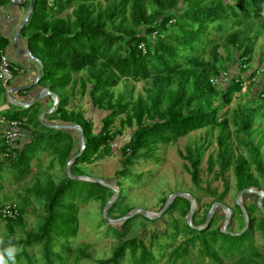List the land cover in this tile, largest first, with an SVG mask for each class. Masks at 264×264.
Wrapping results in <instances>:
<instances>
[{
	"label": "trees",
	"instance_id": "obj_1",
	"mask_svg": "<svg viewBox=\"0 0 264 264\" xmlns=\"http://www.w3.org/2000/svg\"><path fill=\"white\" fill-rule=\"evenodd\" d=\"M62 13L65 15L61 16ZM250 19H259L264 28V0H105L103 6L100 0H33L31 15L21 33L29 37L33 55L44 65L39 83L43 86L50 84L52 91L55 86L64 89L62 95H58L56 109L47 117L75 122L82 127L85 135L84 152L71 164V172L73 167L78 169L83 162L91 163L113 153L112 142L121 133V129L114 126V121L118 117L122 118L121 114L129 113L128 125L131 126L132 119H135L137 127L120 148V177H127L129 168L138 159L153 158L160 144H166L196 129L216 127L217 149L207 157L210 169L216 163L219 173L223 175L232 167L238 191L245 187L264 190V165L261 162L256 165L257 175L262 178L260 179L253 175L250 168V161H257L256 156L249 160L242 155L235 157L234 154L233 139L249 148H255V144L245 138L255 118L252 112L254 109L244 108V105L233 109L231 118L237 127L232 134L227 110H221L232 101L236 93L241 95L244 92L234 79L227 85L211 81L220 70L228 69L227 66L232 62L250 66L253 44L260 34L254 29ZM231 22L242 25V28L224 35L222 32L230 27ZM214 31H217V37L213 34ZM221 39L222 43L219 42ZM0 48L5 49V41L1 37ZM219 48L225 54L220 53ZM207 51L208 57H205ZM255 73L256 71L253 72ZM122 78L144 81V96L137 97L133 102V87L115 95L113 88ZM261 79H264V75L260 76L258 82ZM263 81L258 83V87L262 89L257 90V96L261 99H264ZM0 95L5 100V86L1 82ZM69 96H77L78 103L73 102L69 106ZM85 96L94 110L105 112L98 129H95L93 119L86 117L85 111L80 107L81 99ZM32 108H23L21 112L0 111V117L7 121L21 122L25 135L28 132L30 137L27 143L19 146L8 145L0 137V153H9L0 160V181L6 165L15 171L16 180L28 173L29 162L33 157L29 152L40 140L47 139L50 142L42 149L49 150L50 154L53 149L57 151L60 159L63 158L64 166L71 154L67 151L66 156L61 157L59 153L62 148L72 147L71 135L67 131L60 135V130L52 131L43 126L37 119L36 110V113L30 115ZM205 147L200 145L192 151V147L188 145L186 154L183 155L189 162V166H185L186 170L196 186L199 185L198 166ZM63 180L64 178L55 182L48 177L44 183H37L30 189L39 204L40 199H44L46 206V213L40 215L43 218L34 229L17 232L18 228L24 226V215L29 204L27 196L18 198V214L15 218L0 216L5 226V232L0 238L3 239L0 249L7 247L9 243L16 245V264H37L30 255L34 248L41 252L39 264H64L57 262V258L71 253L68 238L62 243L65 247H62L64 255L57 251L55 241L56 237H70L75 232V202H62V196L77 180ZM89 184L88 199H100L104 206L113 191L96 182ZM225 184L227 187V181ZM117 185L121 183L117 182ZM208 192L210 193L209 190ZM165 199H162V205ZM218 200H222V197L219 196ZM116 205L117 202L110 206L107 213L109 216L114 208L118 212L117 217L134 208L119 206L121 210H118ZM189 206L186 198L176 197L167 209L170 212L179 207V214L184 218L185 237L169 253L172 262L186 256L197 244L200 256L207 257L208 264H221L220 253L231 255L237 252L241 254L237 264H264V256L252 244H249L247 252L245 249L243 252L232 248L225 250L224 245L220 246L221 239L234 238L233 243H236L241 237L222 232V225L212 228L209 224L208 228L202 230L189 227L185 220ZM262 206L264 207V198ZM245 208L249 215V226L242 234L249 233L253 228L264 234V213L256 204L254 208L260 214L255 218L253 209L246 205ZM207 211L208 209L198 220L193 219V224H202ZM239 214L237 221L242 228L243 216L242 213ZM138 216L143 215L137 214L118 224L120 229L108 227L119 240L109 257L99 258L94 264H123L127 252L130 253L131 264H150L154 261V255L142 237L124 238L131 221ZM58 220L61 222L56 225ZM214 221L215 218L212 223ZM173 230V236L182 232L177 224L173 225ZM157 238L158 233L153 232L152 241Z\"/></svg>",
	"mask_w": 264,
	"mask_h": 264
},
{
	"label": "rangeland",
	"instance_id": "obj_2",
	"mask_svg": "<svg viewBox=\"0 0 264 264\" xmlns=\"http://www.w3.org/2000/svg\"><path fill=\"white\" fill-rule=\"evenodd\" d=\"M100 2L102 6L105 4V0H100ZM250 21V23H253L254 29L260 32L258 38L253 44V53L250 55V57H252L250 66H264V28L261 27L259 19H250ZM229 26L230 27L227 30L222 32L224 35L229 33L231 30L242 28V25L235 24L233 22H231V25ZM213 34L216 37L218 35L217 31H214ZM219 42L222 43V39ZM233 49L234 48H232V50ZM218 50L220 53L225 54V51H223L222 48H219ZM207 53L208 51L205 53V57H208ZM259 56L262 60H259L260 62L258 61ZM233 63L236 62H232L227 66V68L231 69V67L234 65ZM263 80L264 79H261V81ZM261 81L259 82L260 84ZM256 84L257 83H254L253 86L251 85V88L247 89L249 90L248 94H246L247 90L241 95L236 93L232 101L226 105L221 110V112L227 110V116L230 118L229 128L232 134H234L237 126L233 122V118H231L233 109L243 105L244 108L254 109L252 112L255 114V118L249 133L245 135V138L247 141H252L255 144L254 146L256 149L249 148V146H246L244 143L240 144L238 141L233 139L234 154L235 157L242 155L244 158L249 160L256 156L255 159L257 161H250L251 172L254 176H259L260 179H262L260 175H257L256 165L258 162H261L264 165V99H261L259 96H257V90H261L262 88L256 86ZM143 85L144 81H133L122 78L113 88V90L116 95L118 92H124L125 90L130 89V87H133L131 97L133 98V102H135L137 97L144 96ZM262 85H264V81L262 82ZM54 92H56L59 96L62 95V91L58 86L54 87ZM69 102V106L73 104V102L78 103L77 96L74 98L69 96ZM81 102L83 105L82 108H84L85 111H87V115L93 119L95 123V129H98L101 124V118L105 112L97 109L94 110L87 96L81 99ZM17 110L21 112L23 109L17 108ZM35 110L37 109L33 108L30 115L36 113ZM128 114H121L120 116H122V118L118 117L114 121V126L116 128H120L121 133L117 135L112 142L113 153L91 163L83 162L82 164H79L78 169L73 167L72 174L98 177L118 187L120 190L119 196L114 202H117L116 206L118 210H121L119 206L139 207L156 213L159 211L162 205V199L164 197L166 198L169 196V194L174 192L183 191L194 196L195 205H197L198 208L194 212L193 217H196L195 220H198L199 217H201L205 211L209 209L210 203L217 201L222 202L232 209V216L227 226V230L231 232L239 231L241 229L240 223L236 222V219H239V213L242 212L237 204L234 206L238 189L235 187V178L232 167H230L223 175H221L216 163H214L211 169L207 163L208 155L214 154L217 149L216 137L218 134V129L216 127L213 129H210L209 127H203L190 131L185 136H181L166 144H160L154 152L153 158L138 159L129 168V175L123 178L118 175V172L122 169L121 156L119 154L120 148L129 140L131 131L137 127L135 119H132L131 126L128 125ZM30 126L33 127V125ZM49 129L52 131H57L56 129ZM60 131V135H63L64 132H66V130ZM72 134L75 137L74 139V137L71 136V138H73L74 145L70 149H59L61 157H65L66 152L69 151L71 152V154L68 155L69 159L74 153L77 152L76 150H78L79 143L77 134L76 132H72ZM27 135L29 136L28 132H26V135L22 139L27 137ZM22 139L18 142V146L22 144ZM48 144H50V142H47V139L36 142V146H34V148H32V150L29 152L31 156H33L29 162V171L20 180L15 179V171L9 169L7 165L3 167V177L0 181V206L7 202H13L16 204V202L19 201L18 198L24 196H27L29 201V204L26 207V213L24 215V226L23 228H18V233L34 229L37 225V222H40L43 218V216L40 217V215H44L46 213L45 200L40 199L41 204H39V201L36 200V195L30 189L37 183H44L48 177L52 178L55 182H59L63 178V181H66V179L69 178L65 173L63 158L62 160L60 159V157L57 155L58 152L53 149V151H51L52 153L50 154L49 150H46L47 152L45 153V151L42 149ZM188 145L192 147V151H195L197 146H206L201 163L198 166V186L193 184L190 174L185 167L186 165L189 166L188 160L183 157V155L186 154V147ZM180 153H182V155ZM3 158L5 157L0 153V160H3ZM225 181H227V187ZM89 182L90 181L81 182L77 180L73 183V186L71 185L65 190L62 196V202L65 200H69V203H73V201L75 202L76 222L75 232L70 237L62 236L56 237L55 239L58 246L57 251H59L61 255L65 254V250L62 249V247H64V245L62 246V243L65 242L66 238L69 239V244L71 246V253H69L68 256L57 258V262L59 263L94 264L99 258L109 257L119 240V238L108 227L112 226L118 227V229H120V225L109 224L105 221L102 214V201L97 198L88 199L90 189ZM117 182L121 183V185H117ZM262 191L264 192V190ZM252 195L244 194L242 200L244 204L251 202L250 204L245 205L247 208L253 209V215L255 218H257L260 214L259 211L254 208V206L257 204V196L255 194ZM219 196L222 197V200H218ZM114 203L112 205H114ZM21 205L25 204L21 203ZM176 209L170 212L166 210L165 213L154 219V221L150 219L145 220L143 216L136 217L131 221L124 238L142 237L145 245L151 249L154 255V261L150 264H208L207 257L200 256L199 246L197 244L189 250L186 256L178 259L175 262H172L169 258V253L171 250L177 247L185 237V233L183 232L184 218L178 212L179 207ZM117 213L118 212L116 208H114L110 217H117ZM215 215V221L210 223L212 228L221 226L223 224L225 211L222 208L217 207L215 210ZM60 222V220L56 221V225ZM174 224L180 226V229L182 230V232L179 231L176 236H173ZM4 232V221H2L0 218V238L2 236L1 234ZM153 232L158 233V238L154 241L151 239ZM240 236L241 237L237 239L239 242L236 243H233L234 238L221 239L220 246L221 244L224 245L225 250L232 248V250H240L243 252L244 249L246 250L249 248V244H252L256 246L259 253L264 256V234L262 232L253 228L249 233L245 235L241 234ZM241 241H243V243H241ZM54 249H56V246H54ZM247 251L248 250H246V252ZM30 255L37 264L40 263L41 252L38 248H34V250L30 252ZM220 256L222 258L221 264H237L236 261L241 256V254L240 252L231 255H224L220 253ZM130 260V253L127 252L126 259L123 264H131ZM210 264L215 263L210 262Z\"/></svg>",
	"mask_w": 264,
	"mask_h": 264
},
{
	"label": "water",
	"instance_id": "obj_3",
	"mask_svg": "<svg viewBox=\"0 0 264 264\" xmlns=\"http://www.w3.org/2000/svg\"><path fill=\"white\" fill-rule=\"evenodd\" d=\"M33 8V0H29V5L26 11V14L22 20V22L20 23V25L18 26L16 32L13 35V39H12V47L14 50H16L19 54L28 57L30 60L36 62V64L38 65V70L36 73V77L34 79V81L32 83H30L27 86L22 87L20 90H25L27 92V99L24 100H17L16 98H14L12 96V92L14 91V88H9L7 86V82L9 81V78H7L5 80V88H6V98L8 99L9 102L11 103H15L18 106H20L21 108H28L31 105H33L36 102H40L44 105V109L42 111L39 112L38 114V119L40 121V123L47 127V128H51V129H57V130H66L68 132H76L77 134V139H78V143H79V147H78V151L76 153H74L66 162L65 165V173L67 174V176L69 178H72L74 180H83V181H90V182H96L99 183L109 189H111L113 191V194L110 196V198L107 200V202L104 204L103 208H102V214L104 216V219L106 222H108L109 224H122L124 223L126 220H128L129 218L137 215V214H141L144 217L148 218V219H155L159 216H161L163 213L166 212V210L169 208L170 204L172 203L173 199L176 197H184L189 201V209L185 215V220L186 223L193 229L196 230H202V229H206L209 227L210 222L212 221L213 215H214V211L217 207L222 208L225 211V218H224V222L221 226V231L224 233H227L231 236H239L242 233H244L248 226H249V215L247 213V210L245 208V205L242 201V196L244 194H255L257 196V205L259 207V209L261 210V212L264 213V207L262 206V200L264 198V192L262 190H259L255 187H245L241 190L238 191L237 195H236V199L235 202L237 204V206L241 209V212L243 213V226L239 231L236 232H231L227 230V226L230 222L231 216H232V209L228 206H226L224 203L222 202H213L206 214L205 217V221L200 224V225H195L193 224V215L194 212L197 210L198 206L195 205V199L194 196H192L190 193L188 192H174L169 194V196L166 197L162 207L159 209L158 212L154 213L151 212L149 210L146 209H142L139 207H134L133 209H131L130 211H128L126 214L119 216V217H110L107 213L108 210L110 208V206L117 200L118 196H119V188L110 184L109 182L98 178V177H92V176H87V175H74L72 174L71 170H70V166L71 164L79 157L83 154L85 146H86V141H85V135L83 132L82 127L75 123V122H48L45 120V118H43L45 115L52 113L59 102V97L58 94L54 91H52L48 86H43L42 84L39 83V80L42 76L43 73V68L44 65L42 63L41 60H39L36 56H34L31 51L29 49L23 48L20 44H19V33L21 28L25 25V23L28 21L30 15H31V11ZM46 98H51L52 100V104L50 107H48V101L46 100ZM44 99V100H43Z\"/></svg>",
	"mask_w": 264,
	"mask_h": 264
},
{
	"label": "crops",
	"instance_id": "obj_4",
	"mask_svg": "<svg viewBox=\"0 0 264 264\" xmlns=\"http://www.w3.org/2000/svg\"><path fill=\"white\" fill-rule=\"evenodd\" d=\"M28 5H29V0H1L0 1V37L5 41V52L8 55V58L10 59L11 63L18 68L17 70L13 72L12 76L9 78V81L7 82V86L9 88H14V91L11 94L17 100H24L28 98L27 92L25 90L19 91V88L21 89L22 87L27 86L30 83H32L36 77V73L38 70V65L36 64V62L30 60L28 57H25L19 54L12 47L13 35L16 32L20 23L22 22L26 14ZM63 15H65V13L61 14V16ZM18 39H19V44L23 48L29 49L32 53V50L29 47V37L27 35H23L21 33V30H20ZM0 82L2 86H5V81L0 80ZM259 85H256V86H259ZM47 86L51 89L50 84H47ZM61 91L63 93L64 89L61 88ZM4 97H5V100L2 97V95H0V111L8 110L11 112L13 111L18 112L17 108H21V107L15 103H11L8 101V99L6 98V88H5ZM46 100L48 101L47 106L50 107L52 104L51 98L49 99L46 98ZM82 106H83L82 102H80V107L82 108ZM30 107L37 109L36 110L37 113H39L40 111L44 109V105L40 102H36ZM82 109L85 111L84 108ZM29 112L31 113V111ZM50 114H47V115H50ZM47 115H45L43 118H45V120L48 122H60V121L64 122L57 118L49 119ZM85 116L89 118V116L87 115V111H85ZM67 133H69L72 137H74L72 132H67ZM29 138L30 137L27 135V137L22 139L21 141L22 144L27 143L29 141ZM72 142H73V138H72ZM47 151H45V153Z\"/></svg>",
	"mask_w": 264,
	"mask_h": 264
},
{
	"label": "built area",
	"instance_id": "obj_5",
	"mask_svg": "<svg viewBox=\"0 0 264 264\" xmlns=\"http://www.w3.org/2000/svg\"><path fill=\"white\" fill-rule=\"evenodd\" d=\"M141 47V46H140ZM234 65L231 69H223L217 73V76L211 78V81L216 84H225L234 79L239 82L242 92L251 88L254 83H259L260 76L264 75V68H257V66H248L244 63H233ZM18 68L14 66L5 49L0 48V80L5 81L7 78L11 77L13 72ZM256 71L255 74L253 72ZM256 84V85H257ZM0 137L3 138L8 145L18 146L17 141H20L24 136V130L22 129L21 122L17 120L7 121L4 117H0ZM3 156H8L9 153L3 152ZM18 214V208L15 203L7 202L0 206V216L2 218H15Z\"/></svg>",
	"mask_w": 264,
	"mask_h": 264
},
{
	"label": "clouds",
	"instance_id": "obj_6",
	"mask_svg": "<svg viewBox=\"0 0 264 264\" xmlns=\"http://www.w3.org/2000/svg\"><path fill=\"white\" fill-rule=\"evenodd\" d=\"M2 243L3 241L0 240V244ZM17 252V246L12 243H9V245L3 249H0V264H9V261H11V264H16Z\"/></svg>",
	"mask_w": 264,
	"mask_h": 264
},
{
	"label": "flooded vegetation",
	"instance_id": "obj_7",
	"mask_svg": "<svg viewBox=\"0 0 264 264\" xmlns=\"http://www.w3.org/2000/svg\"><path fill=\"white\" fill-rule=\"evenodd\" d=\"M242 198H243V196H242ZM242 201H243V200H242ZM243 203H244V202H243ZM250 203H251V202H247V203H245V204H250ZM235 204H236V202L234 203V206H235ZM209 207H210V206H209ZM176 210H177V209H176ZM215 210H216V209H215ZM178 212H179V211H178ZM206 214H207V212H206ZM214 215H215V211H214ZM214 215H213L212 221H213L214 218H215ZM215 216H216V215H215ZM195 218H196V217H193V219H195ZM212 221H211V222H212ZM211 222H210V223H211ZM236 222H238L237 219H236Z\"/></svg>",
	"mask_w": 264,
	"mask_h": 264
}]
</instances>
